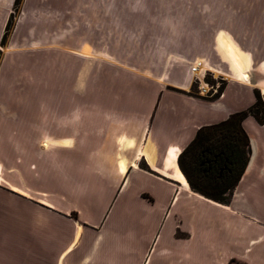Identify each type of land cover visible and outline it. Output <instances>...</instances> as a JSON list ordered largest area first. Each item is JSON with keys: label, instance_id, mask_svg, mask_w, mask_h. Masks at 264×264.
<instances>
[{"label": "rangeland", "instance_id": "374dc122", "mask_svg": "<svg viewBox=\"0 0 264 264\" xmlns=\"http://www.w3.org/2000/svg\"><path fill=\"white\" fill-rule=\"evenodd\" d=\"M259 15L264 0H0V214L7 222L0 239L6 230L18 240L20 233L33 235L41 222L101 224L112 205L99 236L86 233L80 241L92 256L89 264H130L135 255L115 249L121 241L146 252L142 264H156L153 252L167 241L168 227L159 230L152 249L146 207L133 202L134 213L124 216V195L113 204L115 194L103 181L92 182L98 163L92 148L102 142L105 113L113 111L100 97L125 100L117 111H148L150 81L178 78L197 59L213 62L216 29L242 47L244 21ZM208 75V86L224 82ZM191 90L211 98L196 82ZM255 133L264 136L263 128ZM70 206L79 212L67 211ZM59 211L69 212V220ZM27 242L25 250L33 252L35 244ZM79 252L68 259L81 258Z\"/></svg>", "mask_w": 264, "mask_h": 264}, {"label": "crops", "instance_id": "0c3cea01", "mask_svg": "<svg viewBox=\"0 0 264 264\" xmlns=\"http://www.w3.org/2000/svg\"><path fill=\"white\" fill-rule=\"evenodd\" d=\"M219 35L224 38H218ZM212 39L216 40L217 50L213 62L197 59L178 78L149 82L154 90L148 111L138 112L135 106L129 111H117L125 100L118 96L108 100L100 97V102L106 100L113 111L105 113L102 142L92 148L98 156L97 174L92 182L95 185L97 180L103 181L111 196L115 194L113 204L118 195H124L120 206L124 216L134 213L133 202L146 207L152 224L149 241L152 249L159 230L164 224L168 227L167 241L153 252L157 253L156 264H230L231 260L264 264V136L255 133L257 128L264 130V125L256 124L251 117L242 122L250 142V157L227 205L192 192L177 166V156L199 128L217 124L251 106L255 89L264 96V58H253L264 56V16L244 21L242 47L235 42L237 37L219 29ZM220 40L227 42L238 58L239 53L247 67L240 58L237 65L221 48ZM252 43L259 46L251 49ZM196 65L198 72H193ZM244 72L249 74V79H244ZM208 73L224 78L219 97L209 100L188 95L192 84L202 86ZM164 95L167 97L161 104ZM134 98L131 101L137 103L138 99ZM64 143L70 146L68 140ZM52 151L57 155L59 147H53ZM139 162L145 164L148 171L141 169ZM37 203L56 210L47 201ZM205 205L210 208L207 215L198 207ZM111 207L103 214L101 224L85 219L83 226L75 222L61 225L41 222L35 225L33 235L20 233L19 240L12 230H6V239H0V264H89L92 256L83 252L80 241L86 233L99 236ZM69 208L67 211L77 210L74 206ZM59 212L69 220V212ZM2 215L0 225L5 227L7 222ZM178 231L184 236L178 237ZM28 238L35 244L33 252L25 250ZM123 243L116 244L115 249L135 255L130 264H142L146 252L139 246L127 247ZM76 251L82 253L81 258L69 260L68 256Z\"/></svg>", "mask_w": 264, "mask_h": 264}, {"label": "trees", "instance_id": "16d2710c", "mask_svg": "<svg viewBox=\"0 0 264 264\" xmlns=\"http://www.w3.org/2000/svg\"><path fill=\"white\" fill-rule=\"evenodd\" d=\"M204 81L211 83L208 74ZM224 85L221 82L217 93L209 100L218 98ZM188 95L199 96L192 90ZM254 98L248 108L217 124L199 128L193 140L177 156L178 169L192 192L221 205L229 203L250 157V142L242 122L251 117L256 124L264 125V99L256 89ZM141 168L148 171L145 164ZM229 263L244 264L235 260Z\"/></svg>", "mask_w": 264, "mask_h": 264}, {"label": "bare ground", "instance_id": "6f19581e", "mask_svg": "<svg viewBox=\"0 0 264 264\" xmlns=\"http://www.w3.org/2000/svg\"><path fill=\"white\" fill-rule=\"evenodd\" d=\"M219 45L221 46L222 49H224L228 53L229 57L233 61H235L237 65H240V60H239L236 52L233 50V48L227 42H225L224 40H220ZM196 68L198 70L197 65H196ZM243 77H244V79H249V74L247 72H244Z\"/></svg>", "mask_w": 264, "mask_h": 264}, {"label": "built area", "instance_id": "2783aa9c", "mask_svg": "<svg viewBox=\"0 0 264 264\" xmlns=\"http://www.w3.org/2000/svg\"><path fill=\"white\" fill-rule=\"evenodd\" d=\"M196 70V67H193L192 71L194 72ZM199 92L202 95H207L209 97H212L217 93V89L213 88V86H208L207 83H203L202 86H198Z\"/></svg>", "mask_w": 264, "mask_h": 264}]
</instances>
